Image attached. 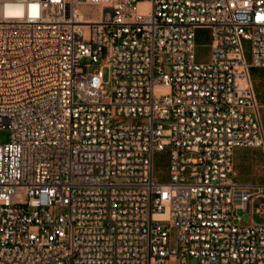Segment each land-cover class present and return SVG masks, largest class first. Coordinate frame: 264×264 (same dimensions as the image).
Listing matches in <instances>:
<instances>
[{
	"label": "built area",
	"instance_id": "2783aa9c",
	"mask_svg": "<svg viewBox=\"0 0 264 264\" xmlns=\"http://www.w3.org/2000/svg\"><path fill=\"white\" fill-rule=\"evenodd\" d=\"M250 66L264 0H0V264H264Z\"/></svg>",
	"mask_w": 264,
	"mask_h": 264
},
{
	"label": "crops",
	"instance_id": "0c3cea01",
	"mask_svg": "<svg viewBox=\"0 0 264 264\" xmlns=\"http://www.w3.org/2000/svg\"><path fill=\"white\" fill-rule=\"evenodd\" d=\"M249 76L264 129V67L250 66ZM232 167L237 182L264 184V146L235 147L232 153Z\"/></svg>",
	"mask_w": 264,
	"mask_h": 264
},
{
	"label": "rangeland",
	"instance_id": "374dc122",
	"mask_svg": "<svg viewBox=\"0 0 264 264\" xmlns=\"http://www.w3.org/2000/svg\"><path fill=\"white\" fill-rule=\"evenodd\" d=\"M197 33L199 34L196 40V49L195 56L198 61H204L208 57V50L206 48L207 38V29H198ZM244 53L246 60H249V43L244 42ZM97 64H91L89 66V71L97 69ZM102 79L104 81L103 87L105 90H110V82L108 76V69L106 67L102 68ZM9 132L7 130H0V142H5L8 140ZM168 157L165 152H157L154 155V177L159 181H166L168 179ZM262 202V198H255L252 202V206H258ZM236 214L240 217L242 222H254L256 224L264 223V213H245L242 210L238 209Z\"/></svg>",
	"mask_w": 264,
	"mask_h": 264
},
{
	"label": "trees",
	"instance_id": "16d2710c",
	"mask_svg": "<svg viewBox=\"0 0 264 264\" xmlns=\"http://www.w3.org/2000/svg\"><path fill=\"white\" fill-rule=\"evenodd\" d=\"M198 36H199V34L197 33V34H196V40H197Z\"/></svg>",
	"mask_w": 264,
	"mask_h": 264
}]
</instances>
